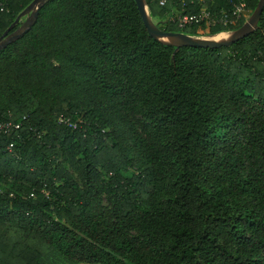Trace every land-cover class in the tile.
Wrapping results in <instances>:
<instances>
[{
  "label": "trees",
  "instance_id": "16d2710c",
  "mask_svg": "<svg viewBox=\"0 0 264 264\" xmlns=\"http://www.w3.org/2000/svg\"><path fill=\"white\" fill-rule=\"evenodd\" d=\"M31 1L0 0V36ZM144 1L196 37L248 17ZM24 22L0 49V264H264V7L215 48L157 40L135 0H47L5 36Z\"/></svg>",
  "mask_w": 264,
  "mask_h": 264
},
{
  "label": "water",
  "instance_id": "95a60500",
  "mask_svg": "<svg viewBox=\"0 0 264 264\" xmlns=\"http://www.w3.org/2000/svg\"><path fill=\"white\" fill-rule=\"evenodd\" d=\"M47 0H32L28 6H26L22 12L17 16L16 20L10 25V27L0 36V49L5 46L8 42L12 41L17 35L20 33L22 29L26 27V22L18 29L15 33L9 36H5L7 32L13 27V25L19 21L22 16L28 17V19L34 18L37 16L38 10L41 5ZM138 6L139 12L142 16L143 22L147 27L148 32L157 40L175 45L176 48L180 46H196V47H221V46H229L238 39L246 36L249 32L256 28L258 21L260 19L263 7H264V0H259L257 3L256 8L253 10L252 14L245 20L243 25L236 30L231 32L234 33V36L227 38L225 40H202L197 38L196 36H191L184 33L178 32H167L160 30L155 24H153L150 19L148 18L149 11L146 7L144 0H135ZM148 14V15H147ZM159 35H173L178 36V40L170 42L162 40Z\"/></svg>",
  "mask_w": 264,
  "mask_h": 264
},
{
  "label": "built area",
  "instance_id": "2783aa9c",
  "mask_svg": "<svg viewBox=\"0 0 264 264\" xmlns=\"http://www.w3.org/2000/svg\"><path fill=\"white\" fill-rule=\"evenodd\" d=\"M163 2H164V0H161V3H163ZM246 10H247V8H246V1L245 0H238V2L234 4L233 9L231 10V14H230L231 15V18L238 19L240 16H244ZM188 16L189 15H187V14L184 15V14H180L178 12L177 18H179L178 20L180 22L179 23L180 26H182L187 21L191 20V19H189ZM191 17L194 18L195 20H198V19H201V18H204V17H208V12L205 9H202L199 14H197V15H191ZM227 21L232 22V19H229V20L223 19V23H226ZM59 122H64V123H66L69 126H72L74 128L76 127V124L75 123H72L67 118H63L62 116L59 117ZM7 126H8L7 123H1L0 122V129H4ZM9 148H11V147L9 146Z\"/></svg>",
  "mask_w": 264,
  "mask_h": 264
},
{
  "label": "rangeland",
  "instance_id": "374dc122",
  "mask_svg": "<svg viewBox=\"0 0 264 264\" xmlns=\"http://www.w3.org/2000/svg\"><path fill=\"white\" fill-rule=\"evenodd\" d=\"M175 13H176L175 16H178V12L175 11ZM251 14H252V12L250 13L249 10H246V12H245V15L246 16L249 17ZM149 17H150V14H149ZM150 21L154 24L153 18L150 17ZM217 34H221V38L222 37L224 38V37H226L227 34L231 35V32H220V33H217ZM213 35H216V34H213ZM203 36H208V35H203ZM197 38H200V39L204 40L203 37H197ZM119 128H120V130L126 132V127L124 125H121V127H119ZM71 171H73V170L71 169ZM74 172H75V175H76L75 177H78L79 178V175L81 176V172L80 171H74ZM76 173H78L79 175L76 174ZM102 177L103 178H106L104 175ZM79 182L81 184H83V180H82L81 177L79 179ZM92 184H93L94 188L97 190L95 199L98 202V204H100L103 207H106V208H109L110 209V207H112V197L109 196L108 194L104 193L103 191H99V187L94 182Z\"/></svg>",
  "mask_w": 264,
  "mask_h": 264
},
{
  "label": "bare ground",
  "instance_id": "6f19581e",
  "mask_svg": "<svg viewBox=\"0 0 264 264\" xmlns=\"http://www.w3.org/2000/svg\"><path fill=\"white\" fill-rule=\"evenodd\" d=\"M148 18L150 19L149 15H148ZM224 32H226V31H224ZM218 33H220V32H218ZM232 36H234L233 32H231V35L227 34L226 37H224V38L223 37L221 38V34L216 33V35L212 34V36L211 35L210 36H203V39L204 40H225V39L230 38ZM159 37L162 40L170 41V42L178 40V36H173V35H159Z\"/></svg>",
  "mask_w": 264,
  "mask_h": 264
},
{
  "label": "crops",
  "instance_id": "0c3cea01",
  "mask_svg": "<svg viewBox=\"0 0 264 264\" xmlns=\"http://www.w3.org/2000/svg\"><path fill=\"white\" fill-rule=\"evenodd\" d=\"M226 32H231V31H226Z\"/></svg>",
  "mask_w": 264,
  "mask_h": 264
}]
</instances>
